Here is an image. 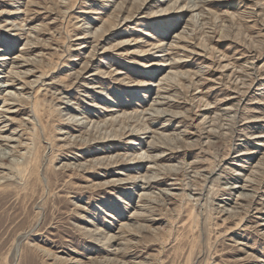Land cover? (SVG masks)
I'll use <instances>...</instances> for the list:
<instances>
[{
  "label": "rangeland",
  "instance_id": "374dc122",
  "mask_svg": "<svg viewBox=\"0 0 264 264\" xmlns=\"http://www.w3.org/2000/svg\"><path fill=\"white\" fill-rule=\"evenodd\" d=\"M122 1L0 0V56L11 59L0 67V131L13 141L0 145L18 147L17 157L6 149L0 174V264H264V0H137L121 9ZM21 54L35 64L19 61L22 76L12 79L10 63ZM169 74L174 92L163 108L177 117L150 122L141 139L107 128L114 113L118 121L131 115L126 132L156 116L150 109L168 102L156 92ZM147 80L156 86L143 97ZM38 87L53 143L33 113ZM33 125L42 142L29 140ZM155 136L166 137L165 153L149 149ZM38 147L41 168L25 182L17 166ZM136 155L162 161L136 172L124 162ZM145 174L160 183L119 185ZM233 186H247L252 198L241 200ZM193 204L202 235L187 263L177 209ZM209 223H217L211 237ZM123 224L136 229L128 241L104 247L88 236L95 227L120 236Z\"/></svg>",
  "mask_w": 264,
  "mask_h": 264
},
{
  "label": "bare ground",
  "instance_id": "6f19581e",
  "mask_svg": "<svg viewBox=\"0 0 264 264\" xmlns=\"http://www.w3.org/2000/svg\"><path fill=\"white\" fill-rule=\"evenodd\" d=\"M134 1V2H133ZM173 1H175V0H172L171 2H173ZM135 2H137V0H123L122 1V8L121 9H123L125 6H126V4H130V5H133ZM163 2V1H162ZM177 3V2H176ZM172 5V4H171ZM189 6V5H188ZM193 7V6H192ZM176 9H179V7L178 8H176ZM180 9H183V7L182 8H180ZM197 9V8H196ZM189 11L191 10L190 8L188 9ZM193 11V9L191 10V12ZM194 16L192 17V19L194 20ZM196 22H197V20H196ZM195 21H193V23H196ZM201 23V22H200ZM194 31V30H193ZM29 36H30V33H29ZM180 39L181 40H183V38H182V35L180 36ZM31 42H33V41H31L30 40V38L28 37V39H27V43L25 44L26 46H29V44L31 43ZM181 43V42H180ZM32 44H34V43H32ZM160 47V46H159ZM180 50V49H179ZM21 57H22V59L21 58H17L16 57V60H12L11 61V65H12V67L10 68V74H11V76H10V78H20L21 76H22V73L21 72H18V71H15L16 70V68H14V66L15 65H18V64H21L19 61H24L28 66H33L34 64H35V62L33 61V60H30V59H26L25 57L26 56H24L23 54H21ZM15 59V58H14ZM8 60H11V59H9V58H7V56H0V62L2 63V64H0V67H5V65L7 64V61ZM18 69V68H17ZM41 74V76H40V78H39V80L40 79H43L44 77H47V75H48V73H46V71H43V72H41L40 73ZM179 76H180V74H179ZM175 77V76H174ZM0 78H2V77H0ZM173 78V77H172ZM180 78V77H179ZM11 79H8V80H6V81H10ZM171 79H170V74L169 75H167V77H166V79H165V82H164V84H160V85H158V87H157V92H156V94H157V96H158V99L159 100H167V99H169L170 97H173V95H172V91H173V87L174 86H170V81ZM181 80V79H180ZM4 81V80H3ZM3 81H1L0 80V83H3V84H5L6 82H3ZM38 81H34L33 83H32V85H34V84H36ZM173 83V82H172ZM175 83V82H174ZM135 84V83H134ZM137 84V83H136ZM140 84H142L143 86H145L144 88H146L147 90L145 91V93L143 94L144 96L143 97H147V94L146 93H149V89L151 88V87H153V86H156V85H153V81L152 80H147V81H145V82H140L139 83V85ZM166 85V86H165ZM174 85V84H173ZM5 87L6 88H16L14 85H5ZM4 87V88H5ZM141 87V86H140ZM1 88V87H0ZM40 89H41V87H38V89L35 91V97H34V99H33V101H32V103H33V113H34V115L38 118V120H39V122H40V124H41V126H42V130L41 131H43V134H44V140L46 139V140H48V142H51V141H49L50 140V137H51V131L49 132L48 130H50V129H48L47 130V127H46V119L48 118V116H49V111H48V109L47 108H45V105L43 104V102L41 103L40 102V99H39V97H38V92L40 91ZM177 89H178V87H177ZM1 90V89H0ZM6 90V89H5ZM174 92V91H173ZM176 93V92H175ZM40 94V93H39ZM176 95V94H175ZM15 96V95H14ZM20 96V95H19ZM18 96V97H19ZM162 96H166V97H162ZM167 96H168V98H167ZM16 98V97H15ZM15 98H13V99H15ZM168 101V100H167ZM170 102L171 101H168L167 103H162V102H160V101H155V104H154V107L152 108V109H150V111H152V113H157L156 114V116H150L149 118H147L148 119V122L147 123H144V125L142 126V127H135V129L134 130H137V131H127L126 132V127L125 126H127V125H129V121H131V119H132V117H130L131 115H127L126 114V112H128V111H122L123 113H125L126 114V116H124V117H122L123 119H121V120H117L120 116L118 115V117H116L115 118V114L117 115L118 113H114V114H112V116H111V118H110V121L107 123V124H109V126L107 127V128H113V127H118L121 131H120V139L121 138H123V137H125V138H132V137H134V138H137V139H141V136L142 135H145V134H148L149 132H145V131H147V129H150V127L148 126L149 125V123L151 122V123H155L156 121H158L160 118H163V117H165V115H167L169 112H171V111H168L167 109H164L163 108V106H166V105H168V104H170ZM7 105H10V104H7ZM47 105V104H46ZM162 109V110H161ZM69 111H70V109H68ZM75 112V111H74ZM104 112H106V111H104ZM109 112V111H108ZM111 112H114V110H112ZM116 112V111H115ZM139 111H137V113H138ZM147 111H145V110H143V112H142V114H144V113H146ZM173 115H174V117H177V113H174V112H171ZM14 114V113H13ZM147 114V113H146ZM123 115V114H122ZM136 116V115H135ZM169 116V115H168ZM222 116V115H221ZM142 117V116H141ZM97 118V117H96ZM137 118H138V116H137ZM136 118V119H137ZM93 119V118H92ZM108 119V118H107ZM140 119V118H139ZM138 119V120H139ZM156 119H158V120H156ZM142 120H144V119H142ZM217 120V119H216ZM128 121V122H127ZM214 121V120H213ZM78 122V121H77ZM76 122V124H78ZM73 123V122H72ZM104 123V122H103ZM157 123V122H156ZM64 124V123H63ZM97 124V123H96ZM100 124V123H99ZM105 124V123H104ZM106 124V125H107ZM140 124V123H139ZM220 124V123H219ZM49 125V124H48ZM64 125H66L68 128H70V129H73V127L71 126V124L70 123H66V124H64ZM122 125H124L123 127H122ZM132 125V124H131ZM223 125V124H222ZM75 126V125H74ZM77 126V125H76ZM33 127V131H32V134L30 135V141L32 140L31 138H33V142L34 141H36V140H38V141H40V142H42V134H41V131L37 128V126L36 125H33L32 126ZM80 127V126H79ZM82 127V126H81ZM99 128V127H98ZM104 128V127H103ZM2 131H0V142L2 141V140H4V142H5V140L6 141H8V142H13L12 140H10L8 137H6V138H3L2 136H1V133ZM141 132H143V133H141ZM30 133H31V131H30ZM156 133V132H155ZM46 134V135H45ZM64 134V133H63ZM137 134V135H136ZM163 135V134H162ZM118 136H117V134H116V138H117ZM52 138V137H51ZM164 138H166V137H162V136H158V139L156 138V136H155V140L157 139L158 141H153V143H152V146L151 147H149V149L150 150H152L153 152H157V153H165V151L163 150L164 149V145H166L164 142H165V140L166 139H164ZM168 139V141H176V140H178L177 138H175V139H169V138H167ZM113 140H118V139H113ZM164 140V141H163ZM54 141V140H53ZM53 141H52V143H53ZM162 141V142H161ZM3 142V141H2ZM1 142V143H2ZM106 142H109V141H106ZM111 142V141H110ZM0 143V144H1ZM3 144V143H2ZM1 144V145H2ZM51 144V143H50ZM136 143L134 142L133 143V145L132 146H134ZM161 144V145H160ZM0 145V171H2V169H4L5 168V164H4V162L5 161H8V159H9V157H6L7 155H8V153H5V151H6V149H10V150H13L14 149V151H15V153H12L13 155L12 156H15L16 155V157H17V154L16 153H18V147H10L9 145H4L5 146V149H2V147L3 146H1ZM52 145V144H51ZM50 145V146H51ZM28 146V145H27ZM20 148H22L23 146H19ZM17 148V149H16ZM30 148V147H29ZM70 148V147H69ZM68 148V149H69ZM36 149H38V151H35V153H34V155H33V157H31V159L30 158H26L25 159V162H24V164H22V165H18L17 167H18V169H17V173H18V175H21V177H22V179H23V181H28L29 180V178L33 175V173H34V171H38L39 172V170H40V168H41V155H40V153H39V149H40V147H38V148H36ZM43 149V152H45L46 151V147H44V148H42ZM159 150V151H158ZM166 150V149H165ZM51 151V150H50ZM66 151H67V149H66ZM69 151H71V150H69ZM175 150H173V152H174ZM72 152H73V150H72ZM52 153V152H51ZM57 153V152H56ZM67 154V153H66ZM69 154V153H68ZM60 155L62 156V154L60 153ZM19 156V155H18ZM27 156V155H26ZM50 156H52V155H50ZM168 156H170V155H168ZM175 156V155H174ZM241 156H243V155H241ZM54 158H55V155L53 156ZM53 157H52V160H53ZM59 157V156H58ZM149 157L150 156H148L147 158H144V159H142V157H139V155H136L135 156V158H134V161L135 162H132V163H129V161H124L125 163H127L128 162V164H129V166H136L135 167V170L134 171H136V172H139L138 170H139V168H140V170H141V167L143 168V166H144V164L145 163H156L158 160H161L160 158L158 159L157 157L158 156H155V157H153L151 160L149 159ZM166 157H167V155L164 157L165 159H166ZM121 158V157H120ZM139 158V159H138ZM172 158V157H171ZM55 159H57V158H55ZM168 159H170V158H168ZM167 159V160H168ZM49 160H51L50 158H49ZM162 161V160H161ZM261 165L259 166L260 168H262L263 166H264V162L263 163H260ZM217 166V165H216ZM258 167V168H259ZM13 168L15 169L16 168V166H12L11 167V170L9 169V173H12L11 171H13ZM105 170H109V169H106V168H104ZM150 169H152V168H150ZM184 169H186V168H184ZM6 170V169H5ZM163 170V169H162ZM50 171V168H48L47 170H46V173H48ZM179 171V170H178ZM260 171V170H259ZM37 172V173H38ZM83 172H86V171H83ZM89 172V171H88ZM88 172H86V173H88ZM148 172H150V171H148ZM167 172V174H166V176H167V178H168V174L170 173V172H173V169L172 168H166V170H165V173ZM176 172V171H175ZM1 173H3V171L2 172H0V174ZM90 173V172H89ZM88 173V174H89ZM164 173V172H163ZM162 173V174H163ZM105 175L107 174V175H109L110 173H104ZM179 175V174H178ZM6 176H12V174H8V175H6ZM5 176V177H6ZM15 176V175H14ZM142 178H141V180H139V181H135L134 183H132V182H127V183H122V184H119V185H123V184H132V185H134V187H136V188H142L143 190H147V189H151V187H152V185L153 184H157V183H160V181H151L150 179H153V178H151V176L149 177V175H142L141 176ZM157 177V176H156ZM135 178V177H134ZM159 178V177H158ZM157 178V179H158ZM133 179V178H132ZM156 179V180H157ZM20 180H21V178H20ZM162 180V179H161ZM49 182H48V184L46 185L47 187H48V189H51L53 186L51 185V180H48ZM142 183V184H141ZM7 184V183H6ZM11 184V183H10ZM119 185H112L111 187H117L118 189H119V191H122L121 190V188H119ZM202 186V185H201ZM247 186H244V187H236V186H233V187H231V188H229V189H231V190H237V188H239V189H241V190H243V192H241L240 193V196H239V198L241 199V200H247V198H252V196L251 195H248V194H244V191H246L247 190V188H246ZM3 189H5V185H3V184H1L0 183V191L1 190H3ZM191 190V189H190ZM200 190V189H199ZM51 192H50V195L52 194V192H53V190H50ZM141 193V192H140ZM201 193V192H200ZM226 193V192H225ZM219 194V192H217L215 195H213V197L214 198H216V196ZM228 194V193H227ZM200 195V194H199ZM223 195H226V194H223ZM137 196H139V194L137 195ZM141 198H142V200H141V203H145L144 202V200H145V197H146V194H142L141 193ZM148 196H150V195H148ZM147 198V197H146ZM149 199V198H148ZM151 199V198H150ZM147 200V199H146ZM119 201V200H118ZM147 201H149V200H147ZM151 201V200H150ZM196 201H198V200H196ZM122 202V201H121ZM125 203V202H124ZM128 205V204H127ZM145 204H139V205H137V207H138V209L137 210H139V211H146V213H150L149 211V209L148 208H145V206H144ZM150 205V204H149ZM182 207V206H181ZM147 210H149L148 212H147ZM152 210H154V209H151V211ZM136 212H138V211H135V214H136ZM177 219L176 220H178L177 221V224H180L181 226V229H182V233H181V235H179L178 236V238H177V241H178V249H180V250H182L184 253H187V257H186V259H187V263H189V261L191 260V257H192V254H193V251H194V248H195V245H196V240H197V238L198 237H200L201 235H202V230H201V227L200 226H202V224H201V215L197 212V208H196V205H192L191 206V208L190 209H185L184 208V210L183 209H177ZM229 212V211H228ZM146 213H144V214H146ZM105 215H106V217H108L109 219H115V217L112 215V214H110L109 212H105L104 213ZM144 214H138L137 213V215H136V218L137 219H141V220H144L145 219V215ZM231 215H233V217H235L236 216V213H230ZM206 216V215H205ZM133 219H135V217L133 218ZM131 220H132V218H131ZM136 220V219H135ZM210 219H208V220H206V221H209ZM213 220V219H212ZM133 221V220H132ZM242 221H240V223H241ZM173 223V222H172ZM239 223V224H240ZM239 224H237L236 225V227L237 226H239ZM123 225H125V227H121L122 229H121V232H120V236H115V235H113V234H111L109 231H106V230H104V231H101L100 230V228L99 227H95L94 228V230H92V231H88V236L93 240V241H95V242H98V243H102L103 244V246L105 247H110L109 245H110V243H112V242H117V240H122V242L123 241H128L127 239H126V237H128L129 235L130 236H134L135 234H134V231L136 230L135 228H134V224L133 225H128V224H123ZM179 226V225H178ZM177 226V227H178ZM207 226V228H208V235L211 237V234H213V232H214V228H215V226H217V223L216 224H210L209 223V225H206ZM213 226V227H212ZM210 227V228H209ZM211 227L213 228V229H211ZM132 228H134V230L132 229ZM164 243H167L169 240L167 239V238H164ZM109 244V245H108ZM119 245H121V244H119ZM191 247L190 248V252H187V250H186V247ZM124 249H122V248H120L118 251H117V254H120L122 251H123ZM206 264H208V262L206 263Z\"/></svg>",
  "mask_w": 264,
  "mask_h": 264
}]
</instances>
